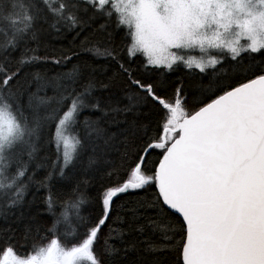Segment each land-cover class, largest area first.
Masks as SVG:
<instances>
[{"label": "snow or ice", "instance_id": "6c2138e0", "mask_svg": "<svg viewBox=\"0 0 264 264\" xmlns=\"http://www.w3.org/2000/svg\"><path fill=\"white\" fill-rule=\"evenodd\" d=\"M81 4L90 5L107 17L115 14L117 26L129 29L132 39L127 49L129 57L141 53L145 68L163 67L171 71L174 65L182 63L188 69L194 67L204 73L225 59L239 63L242 53L264 52V0H0V193L14 190L13 205L21 202L27 187L22 178L28 172V164L22 157L26 154L29 161L34 158L41 127L38 116L33 117L34 126H30L25 112L32 108L34 94H29L25 107L20 102L24 93L18 91L23 87L18 77L25 65L41 58L27 54L34 49H26L16 60L11 57L26 40L37 39L42 23L52 20V28L61 22L76 27L79 23L76 12L81 10ZM82 11L87 13L89 8ZM195 50H199V56L182 54ZM213 51L220 55H213ZM104 54L117 60L120 72L136 90L137 101L150 100L166 111L163 134L155 143L146 145L122 186L106 190L101 215L91 227L85 225L86 231L78 244L66 248L54 238L27 258L8 247L0 257V264H103L95 245L109 219L113 198L150 184L158 189L162 206L155 211L166 209L180 219L173 222L165 212L161 217H149L148 226L155 234L153 221L159 219L161 231L181 236V264H264V68L259 74L253 70L252 78L236 86L217 80L215 92L205 95L209 102L199 101L202 106L189 114L183 107L182 85L175 88L172 102H168L158 95L160 91L166 93V81L153 83L138 78L132 68L119 62L113 51L106 49ZM52 62L60 63L55 59ZM77 71L65 74L70 82H75ZM236 75L246 77L248 73ZM35 78L40 79L39 74ZM93 90L94 85L89 83L83 91L76 92L73 88L58 100L61 105L70 101L67 111L58 119L53 137L57 160L52 168L55 171L59 165L61 176L86 145L95 144L106 134L99 127L100 119L86 118L84 141L76 135L70 144L65 132L84 109L100 111L104 117L108 109L131 110L112 108L110 104L102 108V101L92 97ZM86 98L94 102H86ZM153 149L162 150V158L154 174L146 175L142 167ZM93 162L89 160L90 164ZM14 163L16 170L11 173ZM52 175L50 172L45 181ZM46 202L51 211L52 198L49 196ZM84 202L81 197L71 202V207L78 209ZM62 216L68 219L67 210ZM136 230L143 233L144 226H137ZM172 238L165 235L163 240L170 243ZM142 242L149 243L151 252L166 250L157 249L148 240ZM104 244L105 251L110 253L107 240Z\"/></svg>", "mask_w": 264, "mask_h": 264}, {"label": "trees", "instance_id": "16d2710c", "mask_svg": "<svg viewBox=\"0 0 264 264\" xmlns=\"http://www.w3.org/2000/svg\"><path fill=\"white\" fill-rule=\"evenodd\" d=\"M80 7L81 10L76 12L79 19L76 27L61 22L52 28V20L42 23L37 39L26 40L11 57L16 60L26 49H34V52L27 54L41 58L39 62L25 65L18 77L23 85L18 91L24 93L20 102L25 107L29 94H34L32 108L25 112L30 126H34L33 117L38 116L41 127L40 139L36 141L38 151L34 158L29 161L26 154L22 157L28 164V172L22 178V183L27 187L21 202L15 205L11 203L15 198L14 190L0 193V257L6 248L12 247L16 255L27 258L40 247L47 246L54 238L59 239L66 248L78 244L86 231L85 225L91 227L101 215V201L106 190L122 186L130 178L131 170L146 145L155 143L163 134L166 111L150 100L147 103L136 100V90L131 88L127 77L120 72L117 60L104 54L106 49L113 51L120 63L132 68L138 78L153 83L166 81V93L160 91L158 95L168 102H172L175 88L182 85V96L185 98L183 107L189 114L202 106L199 101L209 102L205 95H211L217 87L218 79L212 77L215 71L206 69L200 73L198 69H188L182 63L174 65L171 71L163 67L145 68V57L141 53L129 57L127 49L132 43L129 29L124 25L117 26L115 14L107 17L95 12L90 5L81 4ZM83 8H89V11L84 13ZM65 57L71 59L65 60ZM54 59L60 63H53ZM261 68H264V52L242 53L239 63H234L227 70L224 75L226 79L220 78L219 81L236 86L252 78L253 70L259 74ZM73 69L78 70L74 83L65 76L73 72ZM237 72H247L248 75H236ZM36 74H39L40 79L35 78ZM89 83L94 85L92 97L102 101V108L110 104L112 108L131 110L113 112L108 109V115L104 117L100 111L84 109L76 117L75 124H69L66 131L69 130L73 138L79 135L83 142L84 121L87 118L100 119L99 127L106 134L96 140L95 144L86 145L85 150L72 165L64 169V175L61 176L59 165L55 171L52 168L57 160L53 137L58 119L67 111L70 101H64L61 105L58 100L61 95H68L73 88L76 92L83 91ZM129 96L133 99L129 100ZM86 102L94 100L86 98ZM53 115L55 119H46ZM162 154L160 149L150 151L142 167L146 175L154 174ZM90 159L94 161L91 164ZM37 165L41 167L37 168ZM15 170L14 163L10 172L15 173ZM50 172L53 173L52 178L45 181ZM29 176L32 177L31 181L28 180ZM49 196L53 201L51 211L46 202ZM81 197L85 202L78 209L72 208L71 202ZM161 207L155 184L117 194L113 198L109 219L101 229L95 245L96 254L103 260V264H181V236L172 231H161L162 221L159 219L153 221L155 234L153 228L148 226L149 217H161L165 212L173 222L180 219L166 209L155 211ZM66 210L68 219L64 220L62 213ZM137 226H144V232L137 231ZM178 227L176 225L177 233ZM165 235L173 237L170 243L163 240ZM105 240L110 253L105 251ZM145 240L157 249L166 250L151 252L148 250L149 243L142 242Z\"/></svg>", "mask_w": 264, "mask_h": 264}, {"label": "rangeland", "instance_id": "374dc122", "mask_svg": "<svg viewBox=\"0 0 264 264\" xmlns=\"http://www.w3.org/2000/svg\"><path fill=\"white\" fill-rule=\"evenodd\" d=\"M182 54H191V55H196V56L200 55L199 50H195V51L190 52V53H182ZM212 54L213 55H220L219 53H217L215 51H213ZM233 64H234V62H232V61H230L228 59H225V61L222 64L217 65L215 68H208L207 70H209L210 72L215 71L214 75L212 76L213 78H216L218 80H220V78H223V79L225 78L226 79L227 76L225 77L224 75H226L227 70ZM221 69H224L225 71H221ZM204 94H206V93H204ZM65 135L69 138V142L71 144L73 142V135L71 134V132L69 130L65 132Z\"/></svg>", "mask_w": 264, "mask_h": 264}, {"label": "water", "instance_id": "95a60500", "mask_svg": "<svg viewBox=\"0 0 264 264\" xmlns=\"http://www.w3.org/2000/svg\"><path fill=\"white\" fill-rule=\"evenodd\" d=\"M198 110V109H197ZM194 113V112H193ZM158 190V189H157Z\"/></svg>", "mask_w": 264, "mask_h": 264}]
</instances>
